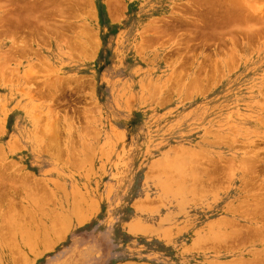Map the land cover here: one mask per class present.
Segmentation results:
<instances>
[{"label": "rangeland", "instance_id": "1", "mask_svg": "<svg viewBox=\"0 0 264 264\" xmlns=\"http://www.w3.org/2000/svg\"><path fill=\"white\" fill-rule=\"evenodd\" d=\"M259 11L0 0V264H264Z\"/></svg>", "mask_w": 264, "mask_h": 264}, {"label": "bare ground", "instance_id": "2", "mask_svg": "<svg viewBox=\"0 0 264 264\" xmlns=\"http://www.w3.org/2000/svg\"><path fill=\"white\" fill-rule=\"evenodd\" d=\"M204 1H205V0H204ZM206 1L208 2V0H206ZM239 1H241V0H239ZM238 4H239V3H238ZM249 4H250V3H249ZM244 5H245V4H244ZM202 6H203V5H202ZM237 6H238V5H237ZM245 8H246V7H245ZM246 9H247V8H246ZM237 10H239V9H238V8H235V7H231V8H227V10L225 11V13H226L229 17H232V16H234V15H238V14L240 13V12H238ZM249 10H250V9H249ZM249 10H247V11H249ZM259 10H260V9H259ZM247 11H246L245 13H247ZM253 11H254V10H253ZM255 11H256V9H255ZM257 12H258V11H257ZM257 12H255V13L258 14ZM261 12H263V10H262ZM261 12L259 11V15H257V16H260V14H262ZM251 13H252V11H251ZM249 15H250V14H249ZM252 15H254V14H252ZM263 15H264V14H263ZM244 16H245V15H244ZM245 17H246V16H245ZM245 17H244V19H245ZM260 17H261V16H260ZM246 18H247V17H246ZM257 18H258V17H257ZM262 18H264V17H261V18H259V19L262 21ZM252 19H253V18H252ZM239 20H240V19H239ZM255 20H256V19H255ZM263 20H264V19H263ZM258 21H259V20H258ZM262 22H263V21H262ZM235 25H236V24H235ZM233 27H234V26H233ZM223 31H224V30H223ZM197 152H198V151H197ZM192 154H193V153H192ZM193 156H194V154H193ZM194 157H195V156H194ZM187 159H188V158H187ZM187 159H185V160L182 159V160H183V161H186ZM180 160H181V159H180ZM198 160H199V159H198ZM241 160H242V159H241ZM183 161H182V162L180 161V163H184ZM187 161H189V160H187ZM187 161H186V163H187ZM244 161H245V160H244ZM244 161H243V162H244ZM174 163L177 164L176 166H180V165L178 164V162H177V163L174 162ZM194 163H195V162H194ZM248 163H249V161H248ZM250 163H251V162H250ZM171 164H172V163H171ZM188 164H189V163H188ZM246 164H247V163H246ZM173 165H174V164H172L171 166L173 167ZM182 165L185 166V163H184V164H181V166H182ZM176 166H175L174 168H176ZM184 166H183V168H184ZM187 166H188V165H187ZM245 166H247V165H245ZM172 167H171V168H172ZM249 167L251 168V165H250ZM249 167H248V168H249ZM169 168H170V166H169ZM183 168H181V169L183 170ZM248 168H247V169H248ZM245 169H246V168H245ZM169 170H170V169H169ZM178 170H179V169H178ZM200 170H201V169H200ZM248 170H249V169H248ZM183 171H184V170H183ZM194 171H195V170H194ZM223 171H224V170H223ZM0 172H1V171H0ZM191 172H192V171H191ZM228 172H230V170H229ZM185 173H186V172H185ZM189 173H190V172H189ZM196 173H197V172H196ZM226 173H227V171H226ZM182 174H183V173H182ZM177 175H178V174H177ZM177 175H176V176H177ZM185 175H186V174H185ZM191 175H192V174H191ZM183 176H184V175H183ZM183 176L181 177L182 180H183V178H185V177H183ZM0 177H2V176H0ZM199 177H200V176H199ZM181 178H180V179H181ZM186 178H187V176H186ZM228 178H230V177H228ZM187 179H188V178H187ZM197 179H198V178H197ZM184 180H185V179H184ZM192 180H193V179H192ZM201 180H202V179H201ZM178 181H180V180H178ZM178 181H177V182H178ZM197 181H198V180H197ZM2 182H3V181H2L1 178H0V184H3ZM174 182H175V180H174ZM174 182L172 181V183H174ZM194 182H195V180H194ZM178 183H179V182H178ZM178 183H177V184H178ZM181 183H182V181H181ZM181 183H179V185H180ZM174 184H175V183H174ZM177 184H176V185H177ZM184 185H185V184H184ZM0 186H1V185H0ZM181 186H182V185H181ZM181 186H179V187H181ZM185 186H186V185H185ZM182 187H184V186H182ZM190 187H191V186H190ZM187 188H188V187H186L185 190H187ZM176 189H177V188H176ZM183 189H184V188H183ZM181 190H182V189H181ZM189 190H190V189H189ZM171 191H172V189H171ZM174 191H175V190H174ZM176 191H177V190H176ZM178 191H179V190H178ZM204 191H205V190H204ZM206 191H207V190H206ZM206 191H205V192H206ZM179 192H181V191H179ZM182 192H184V190H182ZM182 192H181V193H182ZM176 193H177V192H176ZM206 194H207V193H206ZM194 195H195V194H194ZM241 201H242V200H241ZM83 203H84V202H83ZM59 207H60V206H59ZM241 207H242V206H241ZM82 209H83V208H82ZM244 210H245V209H244ZM60 213H61V212H60ZM255 213H256V212H255ZM258 213H259V212H258ZM253 214H254V213H253ZM58 215H59V214H58ZM75 216H76V215H75ZM63 218H64V217H63ZM50 219H51V218H50ZM33 220H34V219H33ZM42 221H43V220H42ZM53 222H55V221H53ZM58 222H59V220H58ZM36 224H37V223H36ZM36 226H37V225H36ZM58 226H59V225H58ZM55 227H56V226H55ZM234 227H235V226H234ZM42 228H44V227H42ZM13 229H14V228H13ZM51 229H52V228H51ZM232 229H233V228H232ZM250 229H251V227H250ZM250 229H249V230H250ZM61 230H62V229H61ZM253 230H255V229H253ZM37 231H38V230H37ZM55 231H56V229H55ZM236 231H237V230H236ZM38 232H39V231H38ZM46 232H48V231H46ZM252 232H253V231H252ZM16 233H17V232H16ZM55 233H56V232H55ZM250 233H251V232H250ZM253 233H254V232H253ZM253 233H251V234L254 235L255 233H254V234H253ZM232 234H233V233H232ZM232 234H231V235H232ZM5 235H6V234H5ZM2 237H3V236H2ZM7 237H8V236H7ZM231 237H232V236H231ZM233 238H234V236H233ZM43 239H44V238H43ZM15 240H16V239H15ZM4 243H5V242H4ZM43 243H44V242H43ZM45 243H46V242H45ZM48 243H49V242H48ZM46 244H47V243H46ZM240 247H241V246H240ZM20 255H21V254H20ZM234 261H235V260H234ZM236 263H237V262H236Z\"/></svg>", "mask_w": 264, "mask_h": 264}]
</instances>
